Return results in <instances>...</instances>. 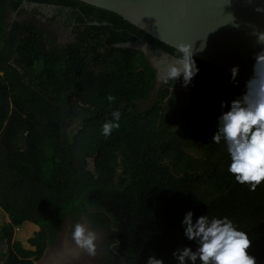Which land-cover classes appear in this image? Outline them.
<instances>
[{"label": "trees", "instance_id": "1", "mask_svg": "<svg viewBox=\"0 0 264 264\" xmlns=\"http://www.w3.org/2000/svg\"><path fill=\"white\" fill-rule=\"evenodd\" d=\"M31 4L67 10L75 40L53 44L31 20H7ZM133 42L177 55L79 0H0V208L10 219L0 227V261H39L71 217L105 232L104 264H146L149 256L178 264L175 249L196 247L180 223L191 210L194 219L229 217L264 264V182L254 191L237 183L224 143L211 140L220 101L227 107L245 84L194 58L189 105L172 90L180 79L154 98L156 68L143 51L121 46ZM117 110L118 127L103 135ZM26 222L40 227L28 240L34 250L14 240Z\"/></svg>", "mask_w": 264, "mask_h": 264}, {"label": "clouds", "instance_id": "2", "mask_svg": "<svg viewBox=\"0 0 264 264\" xmlns=\"http://www.w3.org/2000/svg\"><path fill=\"white\" fill-rule=\"evenodd\" d=\"M256 10L264 11V8L259 6ZM255 34L257 43H264V31ZM175 48V62L160 70L159 79L167 83L169 80L177 82L182 77L183 85L187 86L199 71L192 43L181 42ZM202 49L200 47L199 51ZM253 69L259 70L254 78L245 82L240 95L228 102L227 107L225 101H220L221 112L211 136L213 142L222 141L226 147L230 161L227 171L237 183L247 184L250 191L264 182V50L255 54ZM230 73L231 82L236 83L238 67L233 66ZM112 99L108 96L109 101ZM111 117L112 120H106L102 125L105 136L118 127L120 112L113 111ZM180 223L184 236L194 241L196 247L175 249L172 256L178 264H255V258L246 251L250 244L248 234L239 230L229 217H210L206 213L194 219L189 210ZM71 239L77 248L89 255L95 253L96 234L84 224L77 222L72 226ZM146 264L164 262L149 256Z\"/></svg>", "mask_w": 264, "mask_h": 264}, {"label": "water", "instance_id": "3", "mask_svg": "<svg viewBox=\"0 0 264 264\" xmlns=\"http://www.w3.org/2000/svg\"><path fill=\"white\" fill-rule=\"evenodd\" d=\"M79 1L121 16L174 49L178 43H192L195 59L229 75L238 67L235 78L244 84L259 70L253 69L255 54L264 50V43H257L255 33L264 31V11L256 9L264 8V0Z\"/></svg>", "mask_w": 264, "mask_h": 264}, {"label": "rangeland", "instance_id": "4", "mask_svg": "<svg viewBox=\"0 0 264 264\" xmlns=\"http://www.w3.org/2000/svg\"><path fill=\"white\" fill-rule=\"evenodd\" d=\"M65 12H67V10L61 11V9L55 6H38L35 4H31L27 6L24 12L20 15L17 14L16 12L8 11L7 20L9 22L13 20H17L22 23L23 22L26 23L31 20L35 25L39 26L44 31V33L51 34L52 39H54V41H52L51 38H49L48 40L53 42V44H67L75 40L76 33L74 32L73 26L70 27L66 26L65 22L67 16L65 15ZM121 46L136 48L145 52L149 61L156 68L157 83H156L155 91L153 93L155 98L158 89L164 84V82H162L159 79L160 70H163L169 63H174L175 59L168 56L167 54L156 51L146 43L133 42L129 44H123ZM192 85H193L192 82H190L187 86H184L181 77L179 84L172 88V90H177L180 92V99H179L180 106L182 107L188 106L189 103L191 102ZM73 100L74 98H72L69 102L73 103ZM152 100L153 99L151 98V100L148 101L146 104H144L143 107L146 108L149 105H151ZM89 163H90V168L92 169L93 168L92 160H89ZM9 221H10L9 217L0 208V227L4 226L5 223ZM77 222L84 224L87 228L91 229L96 234V241H95L96 249H95V253L92 255H89L84 250L77 248L71 239L72 226ZM19 227L20 226H18L17 228L19 229ZM17 228H15L14 230L16 232L14 238L20 242L24 241L23 238L19 237L21 235V227L20 230H17ZM25 241L26 242H24L23 244L28 248L29 247L32 248L27 244V240ZM105 243H106V238H105V232L103 230L93 228L85 219H81L79 221H73L71 217H68L61 226L54 243L48 246L44 260L35 261L34 263L35 264H104L103 257H104ZM0 264L3 263L0 261ZM115 264H123V262L122 260L118 259Z\"/></svg>", "mask_w": 264, "mask_h": 264}, {"label": "crops", "instance_id": "5", "mask_svg": "<svg viewBox=\"0 0 264 264\" xmlns=\"http://www.w3.org/2000/svg\"><path fill=\"white\" fill-rule=\"evenodd\" d=\"M2 210V209H1ZM3 211V210H2ZM5 213V212H4ZM7 215V214H6ZM8 216V215H7ZM7 218V217H6ZM10 222V221H9ZM9 222H6V223H9ZM21 227V235L19 236L20 238H23L24 239V241H21V243L23 244L24 242H26L25 240H27V244L29 245V246H31L29 243H28V240L30 239V238H32L37 232H39L40 231V227L38 226V225H36V224H33V223H29V222H26V223H24L23 225H21L20 226ZM20 227H19V229L17 228V230H20ZM16 230V231H17ZM15 234H16V232L14 231V237H15ZM14 240H16L15 238H14ZM16 241H18V240H16ZM23 246L24 247H26L27 249H35V248H33L32 246V248H28L27 246H25L24 244H23Z\"/></svg>", "mask_w": 264, "mask_h": 264}, {"label": "bare ground", "instance_id": "6", "mask_svg": "<svg viewBox=\"0 0 264 264\" xmlns=\"http://www.w3.org/2000/svg\"><path fill=\"white\" fill-rule=\"evenodd\" d=\"M64 244H65V242H64ZM70 248H71V247H70ZM56 253H57V252H56ZM74 253H75V252H74ZM58 256H59V255H58ZM53 257H54V256H53ZM53 257H52V258H53ZM51 260H52V259H51Z\"/></svg>", "mask_w": 264, "mask_h": 264}, {"label": "flooded vegetation", "instance_id": "7", "mask_svg": "<svg viewBox=\"0 0 264 264\" xmlns=\"http://www.w3.org/2000/svg\"><path fill=\"white\" fill-rule=\"evenodd\" d=\"M26 5V4H25Z\"/></svg>", "mask_w": 264, "mask_h": 264}]
</instances>
